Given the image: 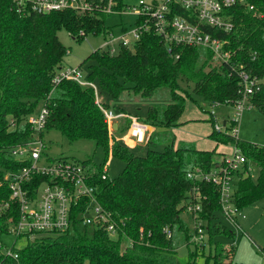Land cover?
<instances>
[{
	"label": "trees",
	"instance_id": "16d2710c",
	"mask_svg": "<svg viewBox=\"0 0 264 264\" xmlns=\"http://www.w3.org/2000/svg\"><path fill=\"white\" fill-rule=\"evenodd\" d=\"M249 1L253 9L239 4L227 10L234 23L232 29L206 25L207 31L226 40L225 46L232 54L229 61L217 63L211 50L203 46L178 45L170 52L158 35L148 32L139 39L135 50L124 45H119L115 53L101 48L94 50L87 58L95 63L90 64L85 82L63 79L55 84L54 75L63 68L67 52L58 31L65 28L75 39L88 32L106 34L111 29L106 25V14L82 13L70 8L40 13L29 6L20 9L22 5L15 0H0V180H4L7 170L24 164L11 154L10 147L36 136L45 140V132L51 129L59 130L71 142L93 139L106 155L111 152L125 162L123 170L111 178L103 176L104 165L93 166L88 161L90 158L82 160L98 200L113 210L121 223L116 235L101 224L91 226V230L89 225L82 226L77 216L83 207L77 204L73 227L66 231L16 235L26 237V244L11 246L2 236L12 233L19 211L12 202L9 207H1L11 200V188L3 181L0 184V264H180L177 248L190 243L195 230L190 229L181 215L180 205L187 204L188 192L198 184L203 193L209 194L203 202L205 216L201 217L209 223L214 219L211 215L222 207L218 185L196 182L187 172L194 166L210 169L223 165L228 152L219 151L220 144L237 141L248 162L254 160L259 167L256 179L250 172L239 174L232 195L233 205L241 209L264 197V145L237 138L230 131H216L211 112L210 138L216 143L211 149L187 142L176 144L172 131L180 124L187 99L192 98L190 92L178 93L179 80L192 84L193 92L210 103L234 104L245 98L247 105L256 106L264 114V0ZM241 69L255 78L250 93L245 92L239 75ZM94 80L102 93L116 99L126 90L149 100L161 101L167 94L170 101L149 104L143 119L163 128L154 136L150 134L147 144L162 143L164 149L148 148L140 155L117 139L102 109L109 106L97 98ZM43 103L47 104L49 114L45 129L37 133L28 118ZM223 122L226 125L231 121ZM129 123L130 120L125 128ZM43 179L44 176H38L36 182ZM209 236L213 241L210 227Z\"/></svg>",
	"mask_w": 264,
	"mask_h": 264
},
{
	"label": "built area",
	"instance_id": "2783aa9c",
	"mask_svg": "<svg viewBox=\"0 0 264 264\" xmlns=\"http://www.w3.org/2000/svg\"><path fill=\"white\" fill-rule=\"evenodd\" d=\"M21 6H29L40 13L74 9L78 12L101 11L103 14L124 12L122 0H15ZM246 5L253 9L249 0H140L133 7L138 19L134 28L123 29V34L116 35L112 29L107 31L104 46L101 49L115 53L119 45H124L135 50L139 39L148 32L158 35L172 52L178 45L203 46L211 50L212 57L217 62L229 61L231 51L226 48V40L206 30V25L218 29L230 30L234 23L231 13L227 10L235 5ZM257 13V11L255 12ZM83 33V31H81ZM84 34V33H83ZM117 43V46L114 44ZM179 54H176V58ZM239 75L244 84L245 92L253 90L255 78L246 70H239ZM63 79L83 81L84 77L79 67H63L54 75L53 81L58 84ZM240 109L247 105V100L235 103ZM106 121L113 130V123L119 118L129 119L128 139L139 143H147L150 138L147 124L140 120L138 115L120 111L115 113L111 108L102 107ZM214 114L213 110L210 111ZM49 108L43 103L37 112L29 116L28 122L37 133L46 127ZM229 121L233 124H215V130L220 132L230 131L237 138L238 116ZM231 151L224 157V164L204 169L201 166L191 167L187 175L197 182L215 183L219 187L221 201L226 218L237 222L236 210L233 205L232 195L234 185L240 173L248 174V157L237 141L230 142ZM46 141L36 136L25 142L17 143L10 147V152L17 159L24 162L18 169L6 171L4 180L11 188V200L6 201L1 207H9L10 202L18 206L19 217L13 223L12 233L15 235L66 231L73 227V212L75 205L83 209L77 216L82 226H95L101 224L111 234L116 235L121 229V223L116 219L113 210L105 208L97 198L96 190L89 183L86 166L64 157H51L46 153ZM248 164L246 165V163ZM108 160L104 164L105 177L108 175ZM38 176L45 179L36 182ZM199 191L189 196L188 209H200ZM0 207V210H1ZM13 220V217H11ZM194 241L204 242L206 228L201 221L194 223ZM169 233V232H168ZM170 234V233H169ZM11 251V250H9ZM17 257V253L14 254Z\"/></svg>",
	"mask_w": 264,
	"mask_h": 264
},
{
	"label": "rangeland",
	"instance_id": "374dc122",
	"mask_svg": "<svg viewBox=\"0 0 264 264\" xmlns=\"http://www.w3.org/2000/svg\"><path fill=\"white\" fill-rule=\"evenodd\" d=\"M140 0H122L124 5V12L108 13L105 16L106 25L113 30L116 35L123 34V29H132L135 27L138 19L137 13L133 12V7L139 3ZM153 1V0H146ZM162 1V0H156ZM105 14V13H104ZM58 35L62 42L67 46V52L63 57L62 67H79L81 69L83 77L88 74L90 70V64L95 63L93 59H87L89 55L98 48H102L106 40L105 33H93L88 32L80 39H75L65 28H61L58 31ZM117 46V43L114 44ZM217 62V61H216ZM218 63V62H217ZM83 81H85L83 79ZM181 87L178 93L187 95L189 92L191 97L186 101L185 110L180 117L181 121H186L188 128L190 129L192 138L186 139L191 142L182 140L179 142H187L195 146L211 149L215 147V141L210 138L212 131V123L208 120L210 111L213 110V117L216 122L221 126L224 125L223 119L230 120L233 117L238 116V136L241 139L248 140L259 145H264V114L254 105H248L240 109L234 104L227 103H210L206 101L201 95L193 92V85L188 84L184 80H179ZM93 85L97 90V98L103 101L113 109L115 113L123 110L133 115H138L140 120L144 122V117L147 113L148 105L155 103H168L169 97L167 94L162 96L161 101L158 98L146 99L140 95H135L126 91H123L119 98H111L105 93L100 91L97 80L93 81ZM167 91V89H162ZM205 104V105H204ZM41 106V104H39ZM207 110V114L203 109ZM40 108V107H39ZM38 108V109H39ZM126 110V111H125ZM121 127L119 129L110 128L114 132V136L124 141L128 135L129 129L127 126L128 118L118 119ZM189 120V121H187ZM147 124L148 132L153 133L163 131L156 126ZM232 127L233 124L229 122ZM127 138V137H126ZM162 139H165L162 136ZM185 139V138H182ZM168 140V139H166ZM46 141V153L51 157L58 158L63 156L76 162L82 163V160L89 159V163L93 166L104 165L108 160V175L113 178L117 176L125 167V162L113 156L111 152L107 155L102 147H97L93 139L82 138L73 142L63 135L57 129H51L45 132ZM178 142V143H179ZM129 143L126 141V144ZM134 143L131 149L136 154H145L148 148L162 150L165 145L162 143ZM231 143L222 147V144L218 146V149H223L225 152L231 151ZM221 148V149H220ZM249 166L251 167L250 173L252 178L256 179L259 174V167L254 160L249 159ZM104 168V166H103ZM87 168L85 172L87 173ZM105 170L103 169V172ZM197 182V181H196ZM199 191L200 209L197 211L189 210L187 204L181 206V215L189 224L191 230L194 228L195 221H201L206 228V237L204 242L194 241L188 244H182L177 248V259L180 264H264V197L255 201L252 204L244 206L241 209L236 210L237 222L226 218L224 211L216 210L214 216L209 223L206 219H202L205 215L202 214L204 210L203 202L209 198L208 193H203L200 185L196 184L188 192V195L195 196V193ZM188 196V197H189ZM188 203V201H187ZM222 204V201L220 200ZM209 227L212 229L213 241L210 240ZM89 226V230H91ZM218 229V230H217ZM33 237V236H32ZM4 242L9 245L15 244L17 247H23L26 244V237H16L14 233L5 234L2 236ZM209 241L212 243L210 244Z\"/></svg>",
	"mask_w": 264,
	"mask_h": 264
},
{
	"label": "crops",
	"instance_id": "0c3cea01",
	"mask_svg": "<svg viewBox=\"0 0 264 264\" xmlns=\"http://www.w3.org/2000/svg\"><path fill=\"white\" fill-rule=\"evenodd\" d=\"M201 109H203V108H201ZM123 111V110H122ZM126 111V110H125ZM203 111L207 114V116H208V113H207V111L205 110V109H203ZM127 112V111H126ZM226 118H224L223 119V121L225 120ZM187 121H189V120H187ZM116 122H118V129L121 127V124H120V122H119V120H117ZM188 123L186 122V121H181L180 120V124L178 125V126H176V127H173L172 128V131H173V133L175 134V137H176V144L179 142V141H182V140H185V141H188V142H191V141H189V140H186V139H191L192 138V135H191V132H189V130L190 129H187L188 128V125H187ZM186 126H187V128H186ZM210 136V135H209ZM182 138H185V139H182ZM126 141L127 142H129V143H127V145L129 146V147H131V146H133L134 145V143H131V141H132V139L130 140V139H128V138H126L125 137V139H124V143H126ZM133 142V141H132ZM192 143V142H191ZM223 146H225L224 144H222V147ZM196 147H198V146H196ZM198 148H201V147H198ZM202 149H206V148H202ZM221 149V148H220ZM219 150V149H218ZM219 151H224L223 149H221V150H219Z\"/></svg>",
	"mask_w": 264,
	"mask_h": 264
},
{
	"label": "water",
	"instance_id": "95a60500",
	"mask_svg": "<svg viewBox=\"0 0 264 264\" xmlns=\"http://www.w3.org/2000/svg\"><path fill=\"white\" fill-rule=\"evenodd\" d=\"M113 129H115V130L118 129V122L115 121V122L113 123Z\"/></svg>",
	"mask_w": 264,
	"mask_h": 264
}]
</instances>
